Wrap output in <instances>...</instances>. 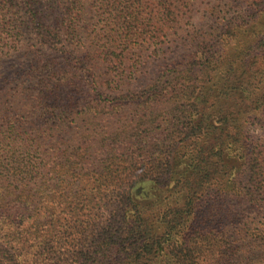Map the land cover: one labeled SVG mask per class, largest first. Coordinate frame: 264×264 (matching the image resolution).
<instances>
[{
	"label": "trees",
	"instance_id": "16d2710c",
	"mask_svg": "<svg viewBox=\"0 0 264 264\" xmlns=\"http://www.w3.org/2000/svg\"><path fill=\"white\" fill-rule=\"evenodd\" d=\"M190 1L0 0V62L22 48L84 54L35 93L0 63V264H234L239 243L262 264L251 247L264 237L211 204H256L244 177L264 188V115L258 139L241 127L264 106V13L214 43L187 39L176 27ZM175 43L194 55L139 90L125 81ZM99 62L114 69L102 81ZM81 72L94 96L78 109Z\"/></svg>",
	"mask_w": 264,
	"mask_h": 264
},
{
	"label": "rangeland",
	"instance_id": "374dc122",
	"mask_svg": "<svg viewBox=\"0 0 264 264\" xmlns=\"http://www.w3.org/2000/svg\"><path fill=\"white\" fill-rule=\"evenodd\" d=\"M17 5L16 8H21L23 6L19 1H15ZM49 5V4H48ZM48 5H46L48 7ZM53 9V11L49 10L47 14L48 25H52V21L59 16V10L56 9L55 5L52 3L49 5V9ZM258 8V9H257ZM257 10H259L257 12ZM259 12L264 13V0H191L190 6L186 9V14L183 16L184 19L180 21L176 30L183 33L184 36L194 37V38H207L210 42L214 43L217 39V35L223 31L227 26V23H232L237 21L239 17H249L251 15H257ZM9 23H3V25H8ZM10 27V26H9ZM61 30V29H60ZM183 36V37H184ZM165 46V45H164ZM193 45L185 46L178 45L177 43L173 45H166L162 50L158 52L157 55L151 56L148 59H143L139 65L136 64L135 69H130V72L125 75L129 79L128 84H131L132 88L135 90H139L144 88L147 84L151 83L161 72L169 69L171 65L175 62H184L183 58L186 60L189 57L191 58L195 53V48ZM13 47V44H11ZM72 49H67L68 52L66 55L62 53L56 52V50L48 48L46 46L41 47L37 51L22 48L18 59L14 56L15 53L12 51L13 57L3 58L1 66L5 69V71L10 72L11 74L17 73L18 75H23L22 80L30 85V89L32 91L37 89L38 81L44 80L48 81L49 76H52V72H61L62 70L72 69L71 65L76 64L77 62L81 63V58L84 54L79 52H74L73 55H70ZM5 50H0V52H4ZM3 55V53H0ZM187 57V58H186ZM70 58L68 61L67 59ZM130 67V65H129ZM70 68V69H69ZM131 68V67H130ZM35 69H38L36 74L33 72ZM94 73L96 77L100 78L101 81L105 74L109 75L114 70L113 67L109 70H105V66L102 63H97L93 66ZM39 71L41 73L39 74ZM85 72H81L78 76L77 82L78 84V92H76V103H78V109H83L88 103L92 101V97L94 96V92H92V86L90 83V79L86 76ZM49 82V81H48ZM264 98V95H262ZM221 98V97H220ZM211 97V100L215 103L220 100V103L223 104V99ZM259 103V102H258ZM254 105L255 108L252 109L251 114L245 115V118L241 120V127L244 130H248L249 133H253L256 139L259 138V130L257 128V121L260 120V115H264V106L260 104ZM53 105H55L53 103ZM54 108L50 111L52 112ZM127 115L128 113H122ZM45 120L44 118L39 119L36 122L37 127H42ZM264 147V142H262ZM89 146V145H88ZM96 145L89 146L88 152L92 154V151H95ZM87 148V146L85 147ZM247 182V177L242 179L241 183V191L243 194H250L254 199L257 198L256 204H252L248 202L247 204H242V200L246 197L239 198L234 196H229L226 200H218L211 205H220V209L222 212H230L233 217L240 224H247L250 228L251 235H261L264 237V188L260 187H251ZM95 183H93L94 185ZM92 186V185H91ZM247 189V191H246ZM249 200V196L248 199ZM241 226V225H240ZM257 230L260 231L257 233ZM251 240H257L251 238ZM246 247L242 246V244H238L237 254L235 256L234 264H245L243 261V255L241 251ZM252 254L256 258H260V255L263 257L262 264H264V251L261 249V245L259 243H255L252 245ZM243 252V251H242Z\"/></svg>",
	"mask_w": 264,
	"mask_h": 264
}]
</instances>
